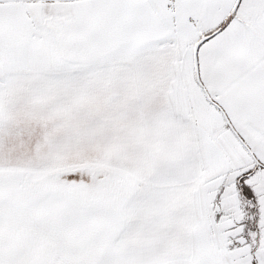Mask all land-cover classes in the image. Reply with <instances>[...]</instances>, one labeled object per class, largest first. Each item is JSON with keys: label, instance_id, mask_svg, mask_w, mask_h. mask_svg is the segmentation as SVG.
I'll use <instances>...</instances> for the list:
<instances>
[{"label": "snow or ice", "instance_id": "6c2138e0", "mask_svg": "<svg viewBox=\"0 0 264 264\" xmlns=\"http://www.w3.org/2000/svg\"><path fill=\"white\" fill-rule=\"evenodd\" d=\"M0 264H264V0H0Z\"/></svg>", "mask_w": 264, "mask_h": 264}]
</instances>
